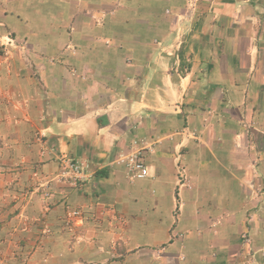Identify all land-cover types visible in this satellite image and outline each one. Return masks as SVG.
I'll list each match as a JSON object with an SVG mask.
<instances>
[{
  "label": "crops",
  "instance_id": "crops-1",
  "mask_svg": "<svg viewBox=\"0 0 264 264\" xmlns=\"http://www.w3.org/2000/svg\"><path fill=\"white\" fill-rule=\"evenodd\" d=\"M0 36V264H264V0H0Z\"/></svg>",
  "mask_w": 264,
  "mask_h": 264
},
{
  "label": "built area",
  "instance_id": "built-area-1",
  "mask_svg": "<svg viewBox=\"0 0 264 264\" xmlns=\"http://www.w3.org/2000/svg\"><path fill=\"white\" fill-rule=\"evenodd\" d=\"M3 52V43L0 40V54ZM141 154L135 153L133 156L128 158L126 165L128 170L132 173L134 178L141 179L147 175V169L144 165ZM64 169L61 171L58 181L64 182L70 185H74L78 181L83 180L86 175L87 166L83 164L71 163L64 161ZM71 216H79V213L73 212L69 215Z\"/></svg>",
  "mask_w": 264,
  "mask_h": 264
},
{
  "label": "clouds",
  "instance_id": "clouds-1",
  "mask_svg": "<svg viewBox=\"0 0 264 264\" xmlns=\"http://www.w3.org/2000/svg\"><path fill=\"white\" fill-rule=\"evenodd\" d=\"M0 40H1V42L3 43V52L0 54V59H2V58L6 55L7 50H6V43L3 41V39H2L1 36H0ZM0 146H1V142H0ZM64 161H66V162L69 161V162H71V163H73V164H74V163H77V164H83V165L87 166V170H86L85 178H83V180H81V181H78V182L75 183L74 185H70V184H67V183H64V182H60V181H58V177H59L61 171L64 169V168H63V167H64ZM90 177H92V173H91L90 168H89V166H88L87 164L82 163V162H80V161H72V160L68 159L67 157H62V159L60 160V164H59L58 172L56 173L54 179H55V181H56L57 183H59V184L74 187V186H77L78 184L82 183L84 180H86V179H88V178H90ZM35 178H37V174L35 175ZM73 212H77V213H79V216H71V217H70L69 215H70L71 213H73ZM82 217H83V210H82V209L68 210L67 213H66V219H67V223H66V224L68 225V224L70 223V221H72V220H73V221L81 220Z\"/></svg>",
  "mask_w": 264,
  "mask_h": 264
},
{
  "label": "rangeland",
  "instance_id": "rangeland-1",
  "mask_svg": "<svg viewBox=\"0 0 264 264\" xmlns=\"http://www.w3.org/2000/svg\"><path fill=\"white\" fill-rule=\"evenodd\" d=\"M0 259H1V257H0Z\"/></svg>",
  "mask_w": 264,
  "mask_h": 264
}]
</instances>
